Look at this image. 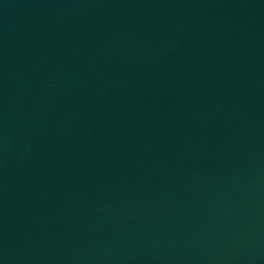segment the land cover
I'll list each match as a JSON object with an SVG mask.
<instances>
[{"label": "water", "instance_id": "95a60500", "mask_svg": "<svg viewBox=\"0 0 264 264\" xmlns=\"http://www.w3.org/2000/svg\"><path fill=\"white\" fill-rule=\"evenodd\" d=\"M0 264H264V0H0Z\"/></svg>", "mask_w": 264, "mask_h": 264}]
</instances>
